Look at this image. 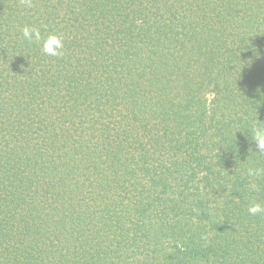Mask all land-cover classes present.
Returning <instances> with one entry per match:
<instances>
[{
  "label": "trees",
  "instance_id": "trees-1",
  "mask_svg": "<svg viewBox=\"0 0 264 264\" xmlns=\"http://www.w3.org/2000/svg\"><path fill=\"white\" fill-rule=\"evenodd\" d=\"M256 127L264 0H0V264H264Z\"/></svg>",
  "mask_w": 264,
  "mask_h": 264
},
{
  "label": "clouds",
  "instance_id": "clouds-1",
  "mask_svg": "<svg viewBox=\"0 0 264 264\" xmlns=\"http://www.w3.org/2000/svg\"><path fill=\"white\" fill-rule=\"evenodd\" d=\"M30 6V3H29ZM23 36L28 41H40L41 31L39 28L25 26L22 29ZM43 51L46 55L53 57H62L64 55V37L62 34H49L43 42ZM252 137L257 141L259 152L264 153V128L256 127L252 130ZM259 169H249L248 174L254 176L259 174ZM250 215H257L264 213V204L255 202L248 207Z\"/></svg>",
  "mask_w": 264,
  "mask_h": 264
},
{
  "label": "rangeland",
  "instance_id": "rangeland-1",
  "mask_svg": "<svg viewBox=\"0 0 264 264\" xmlns=\"http://www.w3.org/2000/svg\"><path fill=\"white\" fill-rule=\"evenodd\" d=\"M210 97H212V94H211V95H209V99H210Z\"/></svg>",
  "mask_w": 264,
  "mask_h": 264
}]
</instances>
